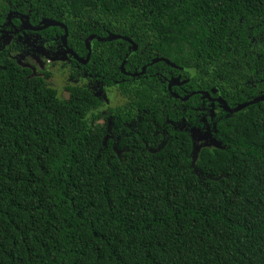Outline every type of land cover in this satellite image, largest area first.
Returning a JSON list of instances; mask_svg holds the SVG:
<instances>
[{
	"label": "trees",
	"instance_id": "obj_1",
	"mask_svg": "<svg viewBox=\"0 0 264 264\" xmlns=\"http://www.w3.org/2000/svg\"><path fill=\"white\" fill-rule=\"evenodd\" d=\"M12 11L67 25L82 56L91 35L128 37V70L165 57L192 72L149 73L181 74L231 108L264 95V0H0V22ZM132 48L95 40L86 68L119 78ZM147 75L120 76L141 118L115 143L92 127L90 88L61 97L0 53V264H264V101L218 106L220 144L198 150L199 95L173 99Z\"/></svg>",
	"mask_w": 264,
	"mask_h": 264
},
{
	"label": "flooded vegetation",
	"instance_id": "obj_2",
	"mask_svg": "<svg viewBox=\"0 0 264 264\" xmlns=\"http://www.w3.org/2000/svg\"><path fill=\"white\" fill-rule=\"evenodd\" d=\"M13 15H15L16 17L22 14L17 11L15 12L12 11L8 15V24H6L3 21L0 22V53L2 55L3 54L7 55L11 59H15V61H17L18 63L19 61L17 60L16 57H14L15 54L17 53L18 56H22L23 54H25L28 57L29 64L23 65V67L29 68L32 72V75L43 77L50 86H54L55 72H58L59 69L58 66H56V62H58L63 76H66V80H65L66 83L62 86L61 88L62 91H65V93H67V89L69 86L85 85L91 89V91L100 101V104L94 109H92L90 112L91 116L93 115L95 116V118L91 119V124L92 127H94L95 129L98 127H105L106 128L105 136L108 137V139H111L113 142L117 143L121 135L125 134V130L122 127V124L125 127H133L134 124L138 121V119L141 118L139 115L140 114L139 109H134L131 113L129 112L131 110V105L129 106L126 105L129 101V96L127 93L123 92L122 87L120 86L121 85L120 82L127 81V79L120 78V76L128 77L130 79H137V78L139 79L141 77L147 79L148 76L147 73H148L150 76L153 75L159 79L161 78V76H164L165 78L164 81L167 83V89L169 91V95L173 99L186 102L189 101L192 98V96L199 95V97L201 98V105L198 106L196 110L198 111V115L201 116L200 118L202 120V126H193L197 128L191 127L190 128L191 135L194 137L195 141L197 142V146H198L197 136L198 138L200 136H205L206 137L205 139L211 140L215 144L220 143L211 134V132L213 131L214 133H216V130L213 125L214 124L213 119L216 116L217 112H219L217 107L219 106L220 108V106L223 105L218 101H216V99H218L221 96H212L209 93L210 98H206L204 97L203 93L208 91L200 90V89L191 91L187 89L185 87L186 86L185 84L188 83L190 78L182 81L181 74H179L178 76H174L173 73H171V75L167 77L165 76L164 72H160V71H156L155 73L152 74L149 73L150 68L155 67L160 62H165V61H159L157 63H153V61L165 57L153 58L150 62L142 66L141 70H139L138 67H134L133 70H128L126 66L127 61L130 57L136 54V52L139 49L137 48L136 52L133 53L127 59L123 71L121 68L122 64L124 63L127 56L133 51L132 48L130 52L126 54L125 58L123 59L120 65L121 74L120 76H118L119 78H110V77L105 78L104 76H100L99 72H97L96 69L90 68L88 70V68L86 67L91 61V57L95 49V40L99 42H107V41H100L98 39H94L92 54L88 62L86 64H83L78 59H76L75 55H77L79 58L86 59L89 52L88 49H87V54L85 56H82L76 51L75 48H73V46L69 44V36L67 39V46H65L62 39L64 35H59L58 33L52 35L51 31H47L52 27H59V26L50 25L44 27L45 25L44 26L33 25L28 17L22 18L20 20L18 18H12ZM11 18L15 19V23L12 22ZM17 22H19L20 24ZM26 25L28 26L31 25L34 28H38V30H35L33 28H25ZM26 35L28 36V40L23 41V37H25ZM69 49L72 50L74 54L72 52H69L68 51ZM32 53L35 54L32 55ZM34 55L36 56L34 57ZM56 58H60V59H56ZM47 59L49 61H53V65L50 67V71L45 70L43 73L40 72L39 74H37L34 64L46 62ZM175 65L177 67H173L171 65L170 66L176 71L182 72L183 70H185L187 72H192L191 68L179 67L177 64ZM81 66L85 68L82 69ZM53 69L54 72L52 74L51 70ZM144 69L145 71H143ZM131 74H137V75L132 76ZM176 80L179 81L176 82L177 84L173 85L172 88L170 89L169 88L170 83ZM54 88H56L59 92L60 89L58 87L54 86ZM177 89L179 90L177 91ZM194 92L197 93L192 95V93ZM212 92H214V89L212 90ZM189 95L191 96L187 100H183V98H186ZM143 110L145 111V109ZM123 117L126 118V121H122ZM127 119H130L131 122H129ZM183 127L186 128L187 126L183 125Z\"/></svg>",
	"mask_w": 264,
	"mask_h": 264
},
{
	"label": "water",
	"instance_id": "obj_3",
	"mask_svg": "<svg viewBox=\"0 0 264 264\" xmlns=\"http://www.w3.org/2000/svg\"><path fill=\"white\" fill-rule=\"evenodd\" d=\"M50 25H56V26H61V27H63L64 28V30H65V34H64V36L62 37V39H63V42H64V45L65 46H67V39H68V36H69V32H68V27H67V25H65V24H63V23H60V22H52V23H49V24H46L44 27H47V26H50ZM25 28H33V29H35V30H38V28H34V27H32L31 25H26L25 26ZM94 39H98V40H100V41H114V40H118V39H123V40H126V41H128V42H130L131 44H132V47H133V51L127 56V58L125 59V61H124V63L122 64V70L124 71V66H125V63H126V61H127V59L133 54V53H135L136 52V50H137V48H138V45L135 43V42H133L130 38H128V37H124V36H122V35H112V36H110V37H99V36H97V35H91L90 37H88V39H87V49L89 50V52H88V55H87V58L86 59H83V58H79L77 55H75V57H76V59H78L81 63H83V64H86L87 62H88V60H89V58H90V56H91V54H92V50H93V41H94ZM69 52H72L73 53V51L72 50H68ZM74 54V53H73ZM159 61H165L166 63H168L169 65H171V66H173V67H177L174 63H172L169 59H166V58H159V59H156V60H154L153 61V63H157V62H159ZM146 69V68H145ZM145 69L143 70V71H145ZM132 76H136L137 74H131ZM179 80H176V81H173V82H171L170 83V85H169V88L171 89L172 88V86L173 85H175V84H177L176 82H178ZM218 89L216 88V89H214V92H216ZM197 92H194V93H192V95H194V94H196ZM201 93H203V92H201ZM203 95H204V97H206V98H210V94H209V92H204L203 93ZM177 96V95H176ZM191 95H189L188 97H186V98H183V100H187L189 97H190ZM216 101H218L219 103H221V104H223V107H224V109H225V111L226 112H228V113H231V114H234V113H237V112H239L240 110H243V109H245L246 107H248V106H250V105H252V104H256V103H258V102H261V101H264V95H262L261 97H258V98H256V99H254V100H252V101H250V102H247V103H244V104H241V105H239L238 107H236V108H231L229 105H228V103L224 100V99H222V97H219L218 99H216ZM220 143H216V145H219ZM199 148H201V147H199V146H197V149L199 150Z\"/></svg>",
	"mask_w": 264,
	"mask_h": 264
},
{
	"label": "rangeland",
	"instance_id": "obj_4",
	"mask_svg": "<svg viewBox=\"0 0 264 264\" xmlns=\"http://www.w3.org/2000/svg\"><path fill=\"white\" fill-rule=\"evenodd\" d=\"M27 40H28V36L26 35L25 37H23V41H27ZM33 54H35V53H32V55ZM35 56L36 55H34V57ZM14 57L17 58V60L19 61V63L22 66L29 64L28 57L25 54H23L22 56H18V54L16 53ZM29 59H30V57H29ZM56 59H60V58H56ZM52 65H53V61H49L48 59H47L46 62H42V63H39V64H34L37 74H39L40 72L43 73L45 70L50 71V67ZM56 66H58L59 69H58V72H55L54 86L58 87L60 89L59 90V94L61 95V97H67L68 93H65V91L61 90L62 86L66 83V81H65L66 80V76H63V74H62V72L60 70L58 62H56ZM53 72H54V69L51 70L52 74H53ZM50 81H52V80H50ZM54 86H52V87H54ZM205 138H206L205 136H200L199 138L197 136V141H198V146L199 147H215V146H217L213 141L207 140Z\"/></svg>",
	"mask_w": 264,
	"mask_h": 264
}]
</instances>
